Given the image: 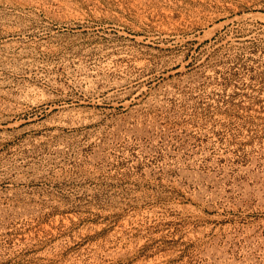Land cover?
I'll list each match as a JSON object with an SVG mask.
<instances>
[{
    "label": "rangeland",
    "instance_id": "rangeland-1",
    "mask_svg": "<svg viewBox=\"0 0 264 264\" xmlns=\"http://www.w3.org/2000/svg\"><path fill=\"white\" fill-rule=\"evenodd\" d=\"M0 122V264H264V0H0Z\"/></svg>",
    "mask_w": 264,
    "mask_h": 264
},
{
    "label": "bare ground",
    "instance_id": "bare-ground-1",
    "mask_svg": "<svg viewBox=\"0 0 264 264\" xmlns=\"http://www.w3.org/2000/svg\"><path fill=\"white\" fill-rule=\"evenodd\" d=\"M85 89V88H84ZM87 93L88 92H90V90H87L86 91ZM85 92V93H86ZM66 116V118H71V119H75L76 121V123L78 124V123H80L81 121H82V116H80V113L79 112H75V111H68L67 112V114L65 115ZM0 125H2V122H0ZM7 126H11L12 125V123H7L6 124Z\"/></svg>",
    "mask_w": 264,
    "mask_h": 264
}]
</instances>
